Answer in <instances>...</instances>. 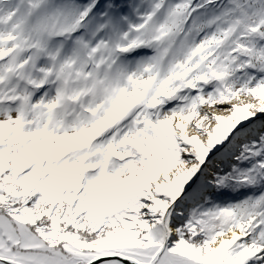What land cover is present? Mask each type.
I'll list each match as a JSON object with an SVG mask.
<instances>
[{"label":"snow or ice","instance_id":"6c2138e0","mask_svg":"<svg viewBox=\"0 0 264 264\" xmlns=\"http://www.w3.org/2000/svg\"><path fill=\"white\" fill-rule=\"evenodd\" d=\"M0 264H264V0H0Z\"/></svg>","mask_w":264,"mask_h":264}]
</instances>
